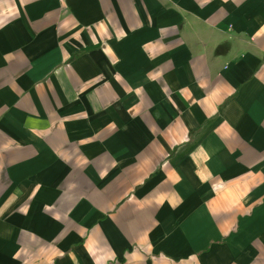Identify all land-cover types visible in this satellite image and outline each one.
I'll return each mask as SVG.
<instances>
[{"label": "crops", "instance_id": "obj_1", "mask_svg": "<svg viewBox=\"0 0 264 264\" xmlns=\"http://www.w3.org/2000/svg\"><path fill=\"white\" fill-rule=\"evenodd\" d=\"M0 264H264V0H0Z\"/></svg>", "mask_w": 264, "mask_h": 264}]
</instances>
